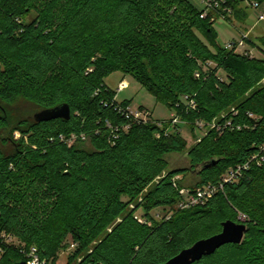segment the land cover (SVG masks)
Instances as JSON below:
<instances>
[{"label": "trees", "instance_id": "trees-1", "mask_svg": "<svg viewBox=\"0 0 264 264\" xmlns=\"http://www.w3.org/2000/svg\"><path fill=\"white\" fill-rule=\"evenodd\" d=\"M241 2L226 0L238 20ZM219 12L229 21L223 7ZM220 13L202 18L190 0H0V235L35 247L45 264H57L67 249L69 264H163L243 215V242L195 264H264V163H253L206 204L173 211L183 200L174 179L190 171L168 170L166 156L183 152L185 138L149 122L133 124L112 145L105 124H127L105 84L121 72L195 126L218 120L220 131H208L188 151L201 177L193 190L218 184L258 153L264 58L217 44ZM16 98L37 112L67 104L71 118L11 116L6 107ZM71 135L86 136L92 149L80 148V138L70 147L61 140ZM157 209L172 214L157 221ZM2 246L0 264L25 262L20 249Z\"/></svg>", "mask_w": 264, "mask_h": 264}, {"label": "rangeland", "instance_id": "rangeland-1", "mask_svg": "<svg viewBox=\"0 0 264 264\" xmlns=\"http://www.w3.org/2000/svg\"><path fill=\"white\" fill-rule=\"evenodd\" d=\"M190 1L198 9H202V5L199 0ZM239 11H241L240 20L236 19L231 14L229 21L219 18L214 24V29L217 33V44L221 47H225L229 43L239 42L244 36L246 37L245 41L247 43L246 49L252 51V55L254 57L264 58V45L261 43L264 40V22H259L258 20L259 15L264 12V5L261 4L260 8L258 10H255L249 5V3L241 2ZM250 42H254L255 45L259 48H254V45H252ZM105 84L116 93V101L119 104L128 102L133 110H148L151 113V119L154 122L157 121L164 127H167L168 130L166 131L168 133L178 131V133H180L181 136L185 138L188 145L183 152H172L166 156L169 165L168 170L190 171L184 175L175 177L174 181H176L178 189L193 190L192 188L200 185V175L196 171H191L192 167L188 157V151L190 147L195 146L203 138V136L206 134V130L196 128L194 124L181 119L178 111L169 109L166 105L158 102L157 99L148 92V90H146L136 79H134V77L130 75H125L121 72L113 73L105 80ZM121 84H124L122 90H120L119 87ZM176 107L180 108L179 105ZM6 109L9 115H19L24 118L33 116L38 111V108L35 105L25 101L22 98L14 99L13 102L6 107ZM212 123L209 122L205 124L209 125ZM214 123H218V120L214 121ZM5 136H7V134H5ZM13 136L17 140L20 138V133L16 131L14 132ZM160 137V135L156 136L157 139H159ZM77 140H74V144L78 143ZM80 141H82L80 144H78L80 148L86 150L92 149L90 140L86 138L85 140ZM3 148L5 149L4 151L6 153L11 152L10 144L4 145ZM166 172L167 171H165L163 174H166ZM178 182L181 183V188L178 187ZM201 187L203 186H199L196 189ZM140 201L141 200H139V202ZM180 203L181 201L177 203L173 211L183 210L179 207ZM134 207L135 205L131 206L132 209ZM171 214H166V211H162V209H157L152 212V216L157 221H162L164 217L169 219ZM136 217H138L141 221L144 220L141 210L136 213ZM240 220L241 223H244V220H246V216L240 215ZM0 240L7 247H15L17 249H20L21 253L22 251L29 252L32 248H35L32 247L31 249L27 250L25 248L26 245L16 239L13 234L2 233L0 235ZM71 251L72 250L67 249L62 252L57 260V264H69V258L72 254ZM78 262L79 259L72 261L71 264H77Z\"/></svg>", "mask_w": 264, "mask_h": 264}, {"label": "built area", "instance_id": "built-area-1", "mask_svg": "<svg viewBox=\"0 0 264 264\" xmlns=\"http://www.w3.org/2000/svg\"><path fill=\"white\" fill-rule=\"evenodd\" d=\"M202 5V18H207L208 15L212 12L220 13L219 10L223 7V12L226 13L227 16L232 14V10L226 5V0H199ZM242 2L249 3V5L255 9L258 10L261 6V4L257 1L253 0H242ZM226 5V6H225ZM220 18L225 20V15L220 13ZM259 22H264V12H262L259 15L258 18ZM246 37L243 36L242 40L239 42H232L225 46L228 50H236L237 52H240L246 56L254 57L252 55V51L246 49L247 43H246ZM211 65V64H210ZM199 77V74L196 75ZM120 90L123 89L124 84H121ZM116 110L118 113L124 117L127 120V124L124 125H114L110 121H106V127L108 129V141L112 145H115L122 132H127L133 124H147L149 122H154L151 119V113L148 110H133L131 106H123L121 103L119 104L116 99ZM189 106L195 107L194 102L190 101ZM233 113L237 114L236 111L233 109ZM249 119L256 121L258 117H256L254 114H249ZM176 121V120H175ZM156 124L159 126H163L162 124L155 121ZM229 125V124H228ZM196 128L206 130V134L210 130H217L220 131V127L218 126V123H213L206 125L203 122H197ZM78 138L85 140L86 136L81 135L78 137L77 135H71L69 138L61 136V140L64 141L69 147L74 144V140H77ZM255 163L258 166H261L264 163V145H262L258 151V153L254 154L250 159L244 163L237 165L236 167H233L229 169L221 178L220 182L218 184H210L203 186L201 188L195 189V190H185V189H179V194L183 197V200L179 204V207L181 209H189L198 205H204L206 204L211 198H213L217 193L220 191H223L225 185L228 184H235L239 183L245 176L246 172L250 169L251 165ZM174 186L177 188L176 181H174ZM141 221V220H140ZM142 222V221H141ZM3 243L0 240V256L2 255L3 251ZM76 247L75 244H72L70 246L71 249H74ZM22 253L26 256L25 263L26 264H45L42 262L38 256L37 249L32 248L29 252L22 251Z\"/></svg>", "mask_w": 264, "mask_h": 264}, {"label": "water", "instance_id": "water-1", "mask_svg": "<svg viewBox=\"0 0 264 264\" xmlns=\"http://www.w3.org/2000/svg\"><path fill=\"white\" fill-rule=\"evenodd\" d=\"M33 118L37 122H50L58 119L68 121L71 118V109L69 105L63 104L53 109L39 111ZM216 164L217 161H213L205 168L208 169ZM246 232L247 225L245 223H236L231 220L225 221L222 224V231L219 234L197 241L194 245L184 249L178 255L163 264H195L205 257L214 255L219 249L226 245H240L244 240ZM17 264L26 263L21 262Z\"/></svg>", "mask_w": 264, "mask_h": 264}]
</instances>
